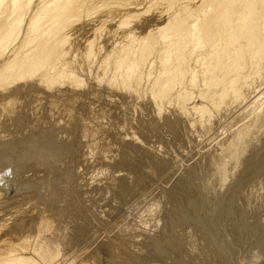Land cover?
<instances>
[{
  "label": "bare ground",
  "instance_id": "bare-ground-1",
  "mask_svg": "<svg viewBox=\"0 0 264 264\" xmlns=\"http://www.w3.org/2000/svg\"><path fill=\"white\" fill-rule=\"evenodd\" d=\"M86 70L100 93L121 98L120 108L137 111L147 97L156 121L178 116L200 136L214 126L215 113L235 129L254 112L251 125L238 133L247 139L264 128V0H0V169L18 157L17 149L27 151L29 134H39L34 129L47 121L51 126L52 111L74 107ZM24 100L37 101L40 118L21 137L16 129L23 130L32 115L23 114ZM13 123L18 127L10 128ZM58 146L46 154L53 157ZM11 170L0 173L19 175V168ZM30 181L29 175L22 179L24 187L32 189ZM12 182L0 185V264H90L89 249L79 255L67 241L71 217L64 218L65 208L44 210L29 191L12 197Z\"/></svg>",
  "mask_w": 264,
  "mask_h": 264
},
{
  "label": "rangeland",
  "instance_id": "rangeland-1",
  "mask_svg": "<svg viewBox=\"0 0 264 264\" xmlns=\"http://www.w3.org/2000/svg\"><path fill=\"white\" fill-rule=\"evenodd\" d=\"M99 68H93L95 75ZM83 77L82 96L64 113L59 114L64 107L54 108L58 113L55 118L52 111L51 126L47 121L34 129L40 118L34 113L37 101L24 100L28 108L22 112L27 111L26 118L32 113V119L25 123L28 130L25 125L16 130L23 137L33 126L39 134H29V153L17 149L18 157L3 165L6 173L20 170L17 177L0 173V185L12 180V197L29 191L44 210L51 204L64 207V218L71 219L67 241L79 255L89 249L90 264H264V128L244 140L238 135L257 114L230 129L215 113L214 126L200 136L178 116L156 121L147 97L137 111L120 108V97L110 99L94 88L96 78L89 70ZM132 136L135 144L122 140ZM55 145L61 149L50 157ZM228 146L240 150L232 155ZM20 171L29 175L32 189L24 187L26 176Z\"/></svg>",
  "mask_w": 264,
  "mask_h": 264
}]
</instances>
